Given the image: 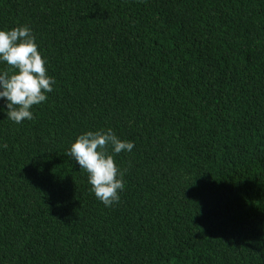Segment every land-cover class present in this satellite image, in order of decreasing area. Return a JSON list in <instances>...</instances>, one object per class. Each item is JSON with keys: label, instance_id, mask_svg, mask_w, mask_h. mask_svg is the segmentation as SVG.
<instances>
[{"label": "trees", "instance_id": "1", "mask_svg": "<svg viewBox=\"0 0 264 264\" xmlns=\"http://www.w3.org/2000/svg\"><path fill=\"white\" fill-rule=\"evenodd\" d=\"M22 25L56 83L0 113V264H264V0H0ZM100 129L111 207L65 155Z\"/></svg>", "mask_w": 264, "mask_h": 264}, {"label": "clouds", "instance_id": "2", "mask_svg": "<svg viewBox=\"0 0 264 264\" xmlns=\"http://www.w3.org/2000/svg\"><path fill=\"white\" fill-rule=\"evenodd\" d=\"M0 64L8 66L0 69V113L16 124L31 121L33 106L47 100L46 94L53 91L56 81L48 75L47 61L28 26L0 29ZM133 148V142L119 139L111 129H100L79 135L65 155L87 173L90 191L97 200L111 207L119 202L125 188L114 155Z\"/></svg>", "mask_w": 264, "mask_h": 264}]
</instances>
